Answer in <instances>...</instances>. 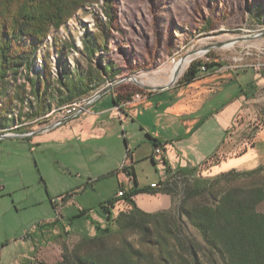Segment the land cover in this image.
<instances>
[{
    "label": "rangeland",
    "instance_id": "rangeland-1",
    "mask_svg": "<svg viewBox=\"0 0 264 264\" xmlns=\"http://www.w3.org/2000/svg\"><path fill=\"white\" fill-rule=\"evenodd\" d=\"M112 16L106 49L93 56L94 66L113 65L115 78L106 79L98 90L112 86L111 91L86 110L88 102L81 105L74 118L48 132L0 139V264L64 261V255L81 243V236L91 238L96 224L107 225L102 206L117 196L121 186L128 190L135 183L142 189L159 184L167 166L199 164V175L211 178L232 169L264 165V37L204 51L264 33V0H115ZM96 17L108 21L100 3L78 10L50 33L37 51L35 68L42 66L41 58L49 50L54 76L60 71L74 76L85 69L82 41L98 33ZM54 38L74 47L59 54ZM198 50L204 55L193 60L168 89L154 91L169 84L167 76L175 63ZM198 62L220 66L200 72L189 84L182 83L185 71ZM248 82L253 88L242 102L236 93ZM114 94L126 101L122 110L114 109ZM85 100L74 102L79 105ZM132 108L133 118L125 113L119 117L117 110ZM64 112L65 108L55 109L29 125L15 118L9 124L12 129L0 135H27L74 115ZM208 112L210 119L192 136L187 135L193 120ZM152 139H176L167 155L171 164L165 152L162 162L153 159ZM205 158L210 160L202 163ZM216 160L219 165L212 166ZM151 200L142 195L136 205L140 208ZM178 201V197L171 198L170 208L159 211L171 209ZM129 209L119 201L111 209L112 216ZM258 211L264 213V202ZM53 222L60 228H52ZM185 236L202 244L190 227ZM151 241L137 232L115 233L103 247L114 251L128 244L151 263L160 264L159 251ZM84 254L83 249L80 255ZM207 257L197 251L196 256L185 258V264H193V259L210 264Z\"/></svg>",
    "mask_w": 264,
    "mask_h": 264
},
{
    "label": "trees",
    "instance_id": "trees-1",
    "mask_svg": "<svg viewBox=\"0 0 264 264\" xmlns=\"http://www.w3.org/2000/svg\"><path fill=\"white\" fill-rule=\"evenodd\" d=\"M114 1L0 0V132L12 129L9 124L15 118L27 125L37 124L53 110L90 97L106 79L115 78L112 64L93 65L96 51L106 49L114 21ZM99 3L108 21L104 23L96 17L98 33L87 35L82 41L86 68L74 76L61 71L54 76L47 50L41 58L42 66L36 69L37 51L45 44L47 36L57 32L78 10ZM53 45L59 54L74 47L59 44L55 38ZM215 66L220 65L193 63L181 81L189 84L198 78L202 67L211 70ZM240 96L249 98L243 89L236 93V97ZM112 99L114 106L122 110L121 105L126 101L116 94ZM199 124L201 122L196 126ZM152 144L154 148H162L168 143L152 139ZM208 160L210 158L202 163ZM219 163L216 160L212 166ZM198 169V165L175 169L167 166L162 181L152 188H138L136 183L128 190L121 186L119 191H124L123 197L116 196L102 206L107 225L96 224L95 235L81 236V243L58 264H153L128 244L114 251L103 247V242L115 233L136 232L145 239L152 238L150 243L159 251L160 264H185V258L196 256L197 251L206 258L210 255V264L212 257L216 258L213 264H264V213L258 211V206L264 202V165L244 171L232 169L211 178L201 177ZM140 194H164L172 199L178 197L179 201L169 210L148 213L139 209L134 201ZM119 201L130 209L113 218L111 209ZM50 226H57V222ZM187 227L200 235L202 244L186 238ZM90 247L102 250L93 252ZM83 249L86 254L80 255ZM176 254H181L179 259ZM192 263L200 264L194 259Z\"/></svg>",
    "mask_w": 264,
    "mask_h": 264
},
{
    "label": "crops",
    "instance_id": "crops-1",
    "mask_svg": "<svg viewBox=\"0 0 264 264\" xmlns=\"http://www.w3.org/2000/svg\"><path fill=\"white\" fill-rule=\"evenodd\" d=\"M235 80V78L232 80V81H234ZM206 86H205V94L207 95V96H210V77L209 78H207V80H206ZM253 88V86H252V84L250 83V82H248L247 84H245L242 88H240V89H243L246 93H247V91H249L250 89H252ZM239 99L240 100H242V102H244V100H246V97H239ZM248 99V98H247ZM124 105V104H123ZM66 107V106H65ZM62 108V110L64 109V107H61ZM60 108V109H61ZM118 107L117 106H114V109H117ZM119 109V108H118ZM58 110V109H57ZM117 112H118V114H119V117L121 116V114L122 113H125V115L126 116H129V117H131V118H133L134 117V115H135V111H134V108H132V109H130V110H126V111H123V112H121L120 110H117ZM183 112H186V110H184ZM210 119V112H208L207 113V115H205V116H203L202 118H199V119H194L193 120V122H192V125H191V130L193 129V128H195V130L191 133V134H189L190 133V131L187 133V135H189V136H192L198 129H200L203 125H204V123L205 122H207L208 120ZM201 122V124H199V126H196V125H198V123H200ZM225 134V133H224ZM49 134H47L46 136H48ZM224 136V135H223ZM43 138V136H41V137H38V139H42ZM180 139H182V138H178L177 140L178 141H180ZM158 141H160L161 143H168L167 145H165L164 147H162V150H163V152H165V158H166V160L167 161H169V163L171 164V162H170V160H169V158H168V151L170 150V148H172V145H173V143L176 141V139H172V140H167V141H161V140H158ZM208 158H205L204 160H207ZM188 165V164H187ZM197 165H199V164H197ZM196 165V166H197ZM183 166H185V165H183ZM163 179V178H162ZM154 183H152L151 185H153ZM142 195H144V196H146V198L147 199H151L152 198V200H156L154 203H152V200L151 201H147L148 202V204H145V205H143L142 207H140L139 209H141V210H143V211H145V212H148V213H154V212H157V211H159V210H162V209H168V208H170V206H171V197L170 196H168V195H164V194H157V195H155V196H151V195H147V194H140V195H138V196H136L135 198H134V201H135V203L137 204V199H138V197H140V196H142Z\"/></svg>",
    "mask_w": 264,
    "mask_h": 264
},
{
    "label": "water",
    "instance_id": "water-1",
    "mask_svg": "<svg viewBox=\"0 0 264 264\" xmlns=\"http://www.w3.org/2000/svg\"><path fill=\"white\" fill-rule=\"evenodd\" d=\"M258 36H263L264 37V33L260 34V35H255V36H251V37H243V38H236L232 41H229L227 43H219V44H216V45H213L212 47H209V48H206L204 49V51H207L211 48H220V47H223V46H227V45H232L236 42H240V41H243V40H249V39H252L254 37H258ZM183 60V59H181ZM180 60V61H181ZM134 82H136L134 79H132ZM174 83V81L170 82L169 84H167L166 86L164 87H159V88H155L154 91H164L166 89H168L172 84ZM112 89V86H109V87H106L100 91H98L97 93H95L92 97H90L88 99V103L83 107V110H86L89 105H91L94 101H96L97 99H99L100 97H102L103 95H105L106 93H109ZM77 114H74L72 116H69L67 118H64V119H61L47 127H44L40 130H37V131H34L30 134H27V135H12V134H7V135H0V139H3V138H12V137H27V136H31V135H37V134H41V133H44V132H48L60 125H62L63 123L69 121L70 119L74 118Z\"/></svg>",
    "mask_w": 264,
    "mask_h": 264
},
{
    "label": "bare ground",
    "instance_id": "bare-ground-1",
    "mask_svg": "<svg viewBox=\"0 0 264 264\" xmlns=\"http://www.w3.org/2000/svg\"><path fill=\"white\" fill-rule=\"evenodd\" d=\"M203 55H204V52L198 50L194 54L193 53L192 54H189V55L185 56L183 58V60L178 61L177 63H175L173 65V67L171 68L170 72L168 73V76H167L168 77V82L169 83L172 82V81L175 82V80L178 79V77L180 76V74L189 66V64L193 60H195L196 58H199V57H201ZM70 105H76V102H74V103H72ZM68 106L64 107L65 110H67ZM152 187H154V186H152Z\"/></svg>",
    "mask_w": 264,
    "mask_h": 264
},
{
    "label": "built area",
    "instance_id": "built-area-1",
    "mask_svg": "<svg viewBox=\"0 0 264 264\" xmlns=\"http://www.w3.org/2000/svg\"><path fill=\"white\" fill-rule=\"evenodd\" d=\"M202 71H207L204 67H202L201 68V72ZM88 102V100H87V98H86V100H85V102L84 103H80L79 105H69L68 106V108H67V110H66V112H64V115H71V114H74V113H76L77 112V109H80L81 108V105H85L86 103ZM162 155H163V150H162V148L161 147H156V148H154V151H153V159L155 160V161H158V162H162ZM152 186H155L154 184L153 185H151V188H152ZM123 194H124V191H119L118 193H117V197L118 198H121V197H123Z\"/></svg>",
    "mask_w": 264,
    "mask_h": 264
}]
</instances>
